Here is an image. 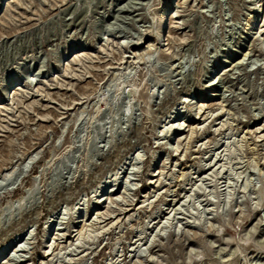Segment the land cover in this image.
Listing matches in <instances>:
<instances>
[{
  "label": "rangeland",
  "instance_id": "obj_1",
  "mask_svg": "<svg viewBox=\"0 0 264 264\" xmlns=\"http://www.w3.org/2000/svg\"><path fill=\"white\" fill-rule=\"evenodd\" d=\"M1 244L264 264V0H0Z\"/></svg>",
  "mask_w": 264,
  "mask_h": 264
},
{
  "label": "bare ground",
  "instance_id": "obj_2",
  "mask_svg": "<svg viewBox=\"0 0 264 264\" xmlns=\"http://www.w3.org/2000/svg\"><path fill=\"white\" fill-rule=\"evenodd\" d=\"M162 15H164V12L163 13H161ZM136 45H140V44H136ZM151 45V44H150ZM79 55V54H78ZM79 57H80V55H79ZM128 88H130V90L131 91H133L134 92V89L133 88H131V87H128ZM31 157V156H30ZM17 164V163H16ZM20 166V165H19ZM21 167V166H20ZM23 168V167H22ZM211 168V167H210ZM16 169V167L14 168V170ZM5 170V169H4ZM12 170V169H11ZM10 169H8V171L7 172H10L11 171ZM14 170H12V171H14ZM17 170V169H16ZM20 170V169H19ZM4 173H6V172H4ZM3 175H5V174H3ZM7 175H10V173H8ZM13 175V174H12ZM6 177V176H5ZM11 177V176H10ZM3 178V177H2ZM9 178V177H8ZM4 179V178H3ZM5 180H7V179H5ZM30 188H32V186L30 187ZM171 210H173V209H171ZM166 213H170V211L169 212H166ZM120 215V214H119ZM165 217V216H164ZM46 233V232H45ZM58 246V245H57ZM57 246H55L54 245V247L50 250L49 249V246H48V248L46 249V254H47V256H54L55 257V255H58L57 253L59 252V251H57L58 249H59V247H57ZM1 247H2V244L0 245V250H1ZM65 247V246H64ZM67 247V246H66ZM63 248V247H62ZM50 250V251H49ZM4 251V250H3ZM23 261H26V259L25 260H23ZM22 261V262H23ZM21 262V263H22ZM20 263V264H21ZM10 264H13V263H10ZM16 264V263H15Z\"/></svg>",
  "mask_w": 264,
  "mask_h": 264
},
{
  "label": "water",
  "instance_id": "obj_3",
  "mask_svg": "<svg viewBox=\"0 0 264 264\" xmlns=\"http://www.w3.org/2000/svg\"><path fill=\"white\" fill-rule=\"evenodd\" d=\"M130 94V93H129Z\"/></svg>",
  "mask_w": 264,
  "mask_h": 264
}]
</instances>
